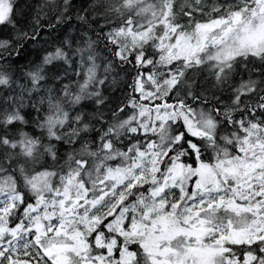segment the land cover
<instances>
[{"label": "snow or ice", "instance_id": "snow-or-ice-1", "mask_svg": "<svg viewBox=\"0 0 264 264\" xmlns=\"http://www.w3.org/2000/svg\"><path fill=\"white\" fill-rule=\"evenodd\" d=\"M0 264H264V0H0Z\"/></svg>", "mask_w": 264, "mask_h": 264}]
</instances>
